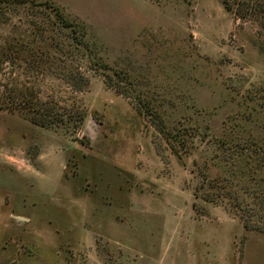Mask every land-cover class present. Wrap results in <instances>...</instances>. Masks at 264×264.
<instances>
[{"label": "rangeland", "instance_id": "1", "mask_svg": "<svg viewBox=\"0 0 264 264\" xmlns=\"http://www.w3.org/2000/svg\"><path fill=\"white\" fill-rule=\"evenodd\" d=\"M0 264H264V0H0Z\"/></svg>", "mask_w": 264, "mask_h": 264}, {"label": "trees", "instance_id": "2", "mask_svg": "<svg viewBox=\"0 0 264 264\" xmlns=\"http://www.w3.org/2000/svg\"><path fill=\"white\" fill-rule=\"evenodd\" d=\"M15 2L17 3H23L24 2V0H15ZM55 11H56V14L58 15V16H60V13H59V11L57 10V9H55ZM63 26H65V27H68L69 25H70V23L68 22V21H64L63 22ZM47 113H43V116H44V118H42V119H36V118H34L32 121L35 123V124H37V125H39V126H45L46 125V115Z\"/></svg>", "mask_w": 264, "mask_h": 264}]
</instances>
